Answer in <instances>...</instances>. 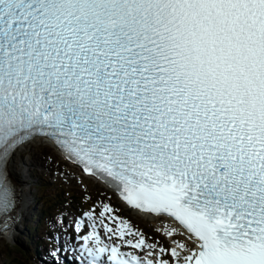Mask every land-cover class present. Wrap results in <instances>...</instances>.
Listing matches in <instances>:
<instances>
[{"label":"snow or ice","instance_id":"snow-or-ice-1","mask_svg":"<svg viewBox=\"0 0 264 264\" xmlns=\"http://www.w3.org/2000/svg\"><path fill=\"white\" fill-rule=\"evenodd\" d=\"M40 170L41 264H264V0H0V238Z\"/></svg>","mask_w":264,"mask_h":264},{"label":"rangeland","instance_id":"rangeland-1","mask_svg":"<svg viewBox=\"0 0 264 264\" xmlns=\"http://www.w3.org/2000/svg\"><path fill=\"white\" fill-rule=\"evenodd\" d=\"M33 161L37 164H40L42 165V151L40 149H37L36 150V153L34 154V156L32 157ZM34 177H35V180H36V186L34 187V192L36 194V192H38L40 190V188L37 186V182H38V178L41 179V177L44 178V181L46 183V188H45V193H47L49 190H52V189H55L58 185H62L60 184L58 181H54L52 180L43 170H40V171H36L33 173ZM91 183V182H89ZM64 186L66 189H67V186L66 185H62ZM73 192L77 193L78 195H82V193L79 192V190L77 188H72L71 189ZM96 189L93 188L92 189V192H95ZM93 194V193H92ZM114 201H115V197H113ZM62 206V204H60L59 202L50 209L47 217H46V221L49 222L50 218H54L56 215H57V209ZM123 207V206H121ZM35 210L37 211V206L35 207ZM124 216H126L127 218H129L130 220L133 221V223H136L138 225V227L142 228V229H145L147 231H151V225L145 221V220H142L139 216H137L134 212H130V211H124L122 213ZM38 216H33L31 222L28 224V226H30L31 228L32 227H35V224H36V219H37ZM48 225V224H47ZM49 227V225H48ZM26 228V227H25ZM25 228L23 230V232H21L20 236L15 240V242H12V241H7L5 239H2L0 238V264H5V260L8 258V255L6 253V250L8 248H11L13 247V245H17L19 244L23 249H26V248H33L35 245L33 244V241L31 240H26L23 238V234L25 233ZM49 230H53V229H50L49 227ZM31 233L34 234L35 236V242L37 241L38 237H44L45 236V231L44 233H42V230H40L39 232L38 231H34V230H31ZM40 248L43 249V246L40 244ZM21 255L19 254V252L17 250H12V255H11V263L10 264H18V258L20 257ZM43 258V255H39V257H33V261L36 263V264H41V260Z\"/></svg>","mask_w":264,"mask_h":264},{"label":"trees","instance_id":"trees-1","mask_svg":"<svg viewBox=\"0 0 264 264\" xmlns=\"http://www.w3.org/2000/svg\"><path fill=\"white\" fill-rule=\"evenodd\" d=\"M37 186L40 188L38 192H36V199H37V211L35 210L34 215L38 216V220L36 221L37 227H30L27 225L28 230H37L38 232L42 230L43 228L48 227V222L46 221V217L52 207H54L58 202L60 204H64L65 202V192L66 188L62 185H58L55 189L49 190L47 193H45V188H46V183L44 181V178L41 177L38 178ZM93 194V199L96 198V191L92 192ZM80 197L81 195H78L77 193L73 192L71 190V198L75 202L77 206H79L80 203ZM48 224V225H47ZM24 239L26 240H31L30 237L26 234L22 235ZM39 244L43 243L42 237H39L37 240ZM12 250H17L19 254L21 255L18 258V264H36L33 261V257L38 256V248L35 249L34 247L29 249H23L19 244L13 245V247L8 248L6 250V253L8 255V258L4 261L5 264H10L11 263V255H12ZM37 255V256H36Z\"/></svg>","mask_w":264,"mask_h":264}]
</instances>
